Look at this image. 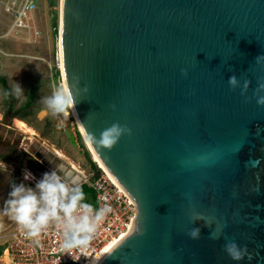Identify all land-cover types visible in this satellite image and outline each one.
<instances>
[{"label": "water", "instance_id": "obj_1", "mask_svg": "<svg viewBox=\"0 0 264 264\" xmlns=\"http://www.w3.org/2000/svg\"><path fill=\"white\" fill-rule=\"evenodd\" d=\"M59 10L62 78L87 140L113 123L131 129L110 151L89 143L135 206L99 264H264V106L253 95L264 0H59ZM232 75L251 82L247 93L230 89ZM228 241L250 258L230 259Z\"/></svg>", "mask_w": 264, "mask_h": 264}, {"label": "rangeland", "instance_id": "obj_2", "mask_svg": "<svg viewBox=\"0 0 264 264\" xmlns=\"http://www.w3.org/2000/svg\"><path fill=\"white\" fill-rule=\"evenodd\" d=\"M8 1L11 0H0V78L6 81L8 90L13 82L20 84L27 99L4 97L2 93L7 90L0 82V162L13 167L15 177L19 175L18 178L34 187L43 176L36 167L35 159L42 158L45 165L56 169L70 186H78L85 173L90 171L85 152L89 153L97 167L98 164L71 110L68 114L54 115L42 103L43 97L62 86L57 56L58 35L54 37L52 34L48 0H41L33 15L36 28L40 31L35 40H28L24 34L6 37L9 20L3 11V4ZM54 9L59 15V0ZM30 99V105L25 106ZM15 118L29 125L36 135L29 136L18 131L13 125ZM3 142L8 145H2ZM57 151L64 158L59 157ZM38 154L42 157L39 158ZM26 172L31 173L30 180L25 179ZM86 201L93 203L89 196ZM14 223L2 229L7 230Z\"/></svg>", "mask_w": 264, "mask_h": 264}, {"label": "clouds", "instance_id": "obj_3", "mask_svg": "<svg viewBox=\"0 0 264 264\" xmlns=\"http://www.w3.org/2000/svg\"><path fill=\"white\" fill-rule=\"evenodd\" d=\"M264 57H257L260 63ZM181 73L187 76V71L181 69ZM73 79L78 77L73 76ZM250 81L245 79L241 86L236 75L228 78L231 90L241 89V95L247 93ZM87 91V87H85ZM264 82L258 81V86L253 93L258 106H264ZM4 97H14L17 100L27 99L20 84L13 82L10 90L2 93ZM250 99V98H248ZM44 107L54 115L68 114L69 110L75 111L77 98L71 86L57 87L49 96L42 98ZM131 135V129L126 125L113 123L103 129L99 136L94 132L88 133V141L99 151H110L123 135ZM0 170L7 171V165L0 162ZM31 173H25V179H31ZM105 213L104 209L95 210L86 202L85 193L81 186H70L65 178L56 170L45 172L34 187L24 183H12L8 198L0 207V218L7 217L24 230L28 238H39L49 227H57L63 230L61 249L71 255L73 250H79L89 246L97 227ZM188 235L192 239H198L200 229L189 230ZM224 251L233 261H241L250 255L247 247H241L235 241H228L224 245Z\"/></svg>", "mask_w": 264, "mask_h": 264}, {"label": "built area", "instance_id": "obj_4", "mask_svg": "<svg viewBox=\"0 0 264 264\" xmlns=\"http://www.w3.org/2000/svg\"><path fill=\"white\" fill-rule=\"evenodd\" d=\"M41 0H11L3 4L8 16L7 36L24 34L34 40L40 35L33 15ZM35 183V182H34ZM94 191L93 209H104L93 238L86 248L66 254L60 247L63 230L49 227L39 238H28L15 223L0 233L3 249L0 264H86L107 244L125 234L135 219V206L123 189L116 185L99 166L83 176L82 183Z\"/></svg>", "mask_w": 264, "mask_h": 264}, {"label": "bare ground", "instance_id": "obj_5", "mask_svg": "<svg viewBox=\"0 0 264 264\" xmlns=\"http://www.w3.org/2000/svg\"><path fill=\"white\" fill-rule=\"evenodd\" d=\"M58 62H59V69H60V73H61V76H63V70H62V61H61V52H60V43H59V40H58ZM62 87L66 88L65 86V82H64V79L62 78ZM72 112V115L74 117V119L76 120L77 124L79 125V122L74 114V111L71 110ZM13 125L15 126V128L26 134V135H29V136H35L36 133L35 131L29 126L27 125L24 121L18 119V118H15L13 120ZM80 131L82 132L86 142H87V145L89 147V150L90 152L92 153V156H94V160L96 161V163L98 164V166L100 168H102L104 170V172L107 174V176L116 184L118 185V183L115 181V179L111 176V174L104 168V166L97 160L81 126L79 125L78 126ZM57 154L59 155V157L61 158H64V156L61 154V152L57 151ZM30 180V179H29ZM119 186V185H118ZM135 220V219H134ZM133 224H134V221H133ZM132 224V225H133ZM125 234L121 235L118 239L112 241L111 243L107 244L104 248L101 249L100 252H98L97 254H95L86 264H99L101 262V260L106 256V254L124 237Z\"/></svg>", "mask_w": 264, "mask_h": 264}, {"label": "crops", "instance_id": "obj_6", "mask_svg": "<svg viewBox=\"0 0 264 264\" xmlns=\"http://www.w3.org/2000/svg\"><path fill=\"white\" fill-rule=\"evenodd\" d=\"M15 172L16 171L13 169V167H10V166H7V171L0 170V207L3 206L4 201L8 198V193L11 191L12 183L19 184L21 183L20 181H23L22 183L29 186L22 178H18L20 177L19 175L15 177ZM16 174H19V173H16ZM12 222L13 221L9 222V219L7 217L0 218V233L3 230H6L2 228L10 225ZM3 241L4 240L0 239V250L3 247L2 246Z\"/></svg>", "mask_w": 264, "mask_h": 264}, {"label": "trees", "instance_id": "obj_7", "mask_svg": "<svg viewBox=\"0 0 264 264\" xmlns=\"http://www.w3.org/2000/svg\"><path fill=\"white\" fill-rule=\"evenodd\" d=\"M57 1L58 0H48V6L51 8V14H52L51 27L53 29V33L52 34H53L54 37H56L58 35L59 15L57 13V10L54 9L57 6ZM56 76H58V71H56ZM0 82L2 83L4 88L6 90H8L6 81L4 79L0 78ZM31 99H32V97H31ZM31 99L25 104V106H29L30 105ZM13 117H16V116H13ZM79 139H80V135H79ZM85 154H86V159H87V161H88V163L90 165V170H93V171L96 170L97 166H96V164L94 162H92L89 153L86 151ZM80 186L82 187V190L85 193V198L89 196L90 199L92 201H94V191L90 187H88L86 184H81ZM2 249H3V247L0 250V254L2 253Z\"/></svg>", "mask_w": 264, "mask_h": 264}, {"label": "flooded vegetation", "instance_id": "obj_8", "mask_svg": "<svg viewBox=\"0 0 264 264\" xmlns=\"http://www.w3.org/2000/svg\"><path fill=\"white\" fill-rule=\"evenodd\" d=\"M0 140H2V137H0ZM2 145L7 146L8 143L7 142H3ZM38 157L41 158L42 156L38 154ZM35 164L36 167L38 169H40V171H42V173L44 174L45 172H50L52 171L53 167H49L45 165V162L43 161V159L41 158V160H37L35 159Z\"/></svg>", "mask_w": 264, "mask_h": 264}]
</instances>
